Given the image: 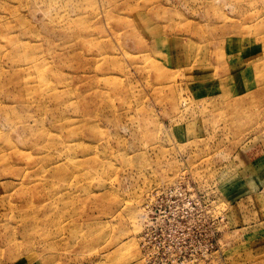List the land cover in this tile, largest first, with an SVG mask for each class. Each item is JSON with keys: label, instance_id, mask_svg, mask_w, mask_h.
Here are the masks:
<instances>
[{"label": "rangeland", "instance_id": "374dc122", "mask_svg": "<svg viewBox=\"0 0 264 264\" xmlns=\"http://www.w3.org/2000/svg\"><path fill=\"white\" fill-rule=\"evenodd\" d=\"M165 261L264 264V0H0V264Z\"/></svg>", "mask_w": 264, "mask_h": 264}, {"label": "built area", "instance_id": "2783aa9c", "mask_svg": "<svg viewBox=\"0 0 264 264\" xmlns=\"http://www.w3.org/2000/svg\"><path fill=\"white\" fill-rule=\"evenodd\" d=\"M164 200L166 203H169L168 208L172 205L176 210L169 213L168 216H165V219L168 224L167 228L169 233L179 234L181 236L189 235L191 228L189 226L190 220L193 216V199L190 196H165L161 201ZM164 229V228H163ZM163 264H168L167 261Z\"/></svg>", "mask_w": 264, "mask_h": 264}]
</instances>
